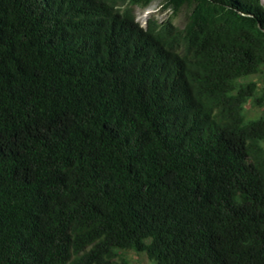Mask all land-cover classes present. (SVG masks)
<instances>
[{"label": "trees", "instance_id": "obj_1", "mask_svg": "<svg viewBox=\"0 0 264 264\" xmlns=\"http://www.w3.org/2000/svg\"><path fill=\"white\" fill-rule=\"evenodd\" d=\"M151 1L0 0V264H264V6Z\"/></svg>", "mask_w": 264, "mask_h": 264}, {"label": "rangeland", "instance_id": "obj_2", "mask_svg": "<svg viewBox=\"0 0 264 264\" xmlns=\"http://www.w3.org/2000/svg\"><path fill=\"white\" fill-rule=\"evenodd\" d=\"M263 6H264V0H261ZM188 9H182L181 12L174 18H172V24L177 27H182L186 15L188 14ZM171 11L169 9H165L162 6V0H152L149 5L144 8H134L133 17L134 20L141 26L145 27L146 21L149 18L156 19L157 22H163L168 17H170ZM246 117L249 119L257 118L259 116L264 117V105L263 106H250L247 105L245 108ZM264 145V143H263ZM123 254V257L125 259L126 264H153L150 262L147 257L143 253H135L134 251H125ZM117 263L121 264L119 260H117Z\"/></svg>", "mask_w": 264, "mask_h": 264}]
</instances>
